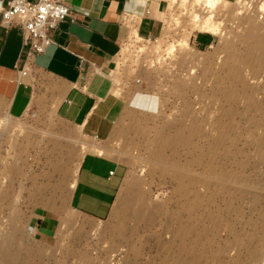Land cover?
<instances>
[{
  "label": "rangeland",
  "instance_id": "1",
  "mask_svg": "<svg viewBox=\"0 0 264 264\" xmlns=\"http://www.w3.org/2000/svg\"><path fill=\"white\" fill-rule=\"evenodd\" d=\"M237 1L215 10L221 36L166 2L149 40L125 19L107 75L125 105L103 142L54 104L0 102V264H264V0ZM88 151L127 170L100 222L68 202Z\"/></svg>",
  "mask_w": 264,
  "mask_h": 264
},
{
  "label": "crops",
  "instance_id": "2",
  "mask_svg": "<svg viewBox=\"0 0 264 264\" xmlns=\"http://www.w3.org/2000/svg\"><path fill=\"white\" fill-rule=\"evenodd\" d=\"M66 2L72 17L57 26L45 52L27 63L21 33L0 29V102L12 117L23 115L33 101L54 104L61 119L79 128L84 136L103 142L113 133L125 105L111 91L112 82L107 77L128 35L122 17L133 16L136 34L153 38L160 28L165 1ZM200 38H205L206 44L211 39L200 34L191 42L199 45ZM25 70L26 75L21 76ZM126 172L124 164L104 154L86 152L74 173L70 209L98 222L107 219Z\"/></svg>",
  "mask_w": 264,
  "mask_h": 264
},
{
  "label": "built area",
  "instance_id": "3",
  "mask_svg": "<svg viewBox=\"0 0 264 264\" xmlns=\"http://www.w3.org/2000/svg\"><path fill=\"white\" fill-rule=\"evenodd\" d=\"M70 17L66 0H0V29H17L21 33L26 63L45 52L52 44L51 34ZM124 19H129L134 28L133 16L124 14L122 22ZM25 75L26 70L21 73V76Z\"/></svg>",
  "mask_w": 264,
  "mask_h": 264
},
{
  "label": "bare ground",
  "instance_id": "4",
  "mask_svg": "<svg viewBox=\"0 0 264 264\" xmlns=\"http://www.w3.org/2000/svg\"><path fill=\"white\" fill-rule=\"evenodd\" d=\"M163 1H165L167 3V6H174V8L181 7V8H185L186 10L190 11L189 13L191 15V19L193 22L191 24L192 26L190 27L191 29L189 28L190 30H196L198 32L209 33L210 35L212 34V35H216V36H221L223 34L222 30L220 28L221 27L220 22L216 21L215 15H214L215 10L218 8V5H220V3H221L220 0H163ZM126 20H129V19H126ZM124 22H125V19L123 20V23ZM250 25H251V22H250ZM188 34L189 33H187L186 36H184L182 39H180L181 41L178 42V46L183 47L182 49H184V47L188 48V44H187V38H189L187 36ZM144 41H146V40H144ZM173 47L174 46L170 45L166 49L168 51V53L170 51H172ZM101 152L103 153V151H101ZM102 153H100V154H102ZM133 189L134 188H130L128 190V192L130 190L132 191ZM122 197H123V194L121 193L120 194V200ZM128 203H129V200H128ZM128 203H127V205H128ZM6 243H7V241L5 242L4 245H6V247L8 249V243L7 244ZM6 256H7V254H6Z\"/></svg>",
  "mask_w": 264,
  "mask_h": 264
}]
</instances>
